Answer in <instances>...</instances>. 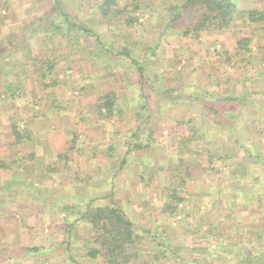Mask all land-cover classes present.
Returning a JSON list of instances; mask_svg holds the SVG:
<instances>
[{"label":"rangeland","instance_id":"374dc122","mask_svg":"<svg viewBox=\"0 0 264 264\" xmlns=\"http://www.w3.org/2000/svg\"><path fill=\"white\" fill-rule=\"evenodd\" d=\"M53 1L0 0V138L2 139L4 135L3 127L7 124L6 116L16 117L17 111L24 113L30 108L34 112L36 111V117L42 115L47 127L49 129L54 127V132L56 128H58L56 132H59L60 128L54 118H52V122L47 119L50 116L59 117L58 122L63 121L66 126L70 125L71 130H77L72 132L74 136L69 134L70 130L66 132L69 135L65 142L66 153L71 156L70 161L74 165L73 173H58L55 161L49 162L45 156L50 150H44L43 156L38 160V164L43 166V171L38 175L40 173L44 175V181H47L50 187L53 181L58 184L57 186L54 184L55 191L52 188L45 190L42 188L46 195L41 194L43 196L41 201L52 200L50 191L57 195L56 198L59 199V203L61 202V205L57 207V219L55 217L50 219V216L44 217V215H48L46 213L48 211L41 204L38 209L36 204L32 206V209L30 205L29 208L28 205L18 206V210L25 207L27 213L31 212L27 217H15L19 224L24 226L18 237L19 240L26 244H37L42 251L36 256L24 255L22 258L6 260L7 264H77L78 262L100 264L99 259L88 260L86 258L87 244L81 243L82 239H85V226L81 221L68 226L72 220L77 219L87 204V200L96 197H100V200H96L94 205L106 204L123 208L134 220V226L138 231L147 232L156 229L155 223L159 221L170 223V226L174 227L172 231L171 227H166V230L169 231L168 234L173 232L177 235L175 241L178 244L173 246L174 253L165 250L166 257L155 258L154 255L160 256L162 249L158 246L153 247L152 239L145 233L144 238L142 236L139 239V243L132 245V250L136 251V254L133 255L129 264H188V259L192 256L190 248L207 244L215 255L213 259L216 264H248L243 259L248 248L264 250V207L262 213L255 205L250 204L247 207L232 201L230 209H223L220 212L217 210L215 202L209 206L202 202L201 195H204V192L200 186L201 179H205L206 183L212 180L213 183L223 182L229 190L235 189L240 183L230 181L229 176L236 172L235 175L240 178L241 165H231L230 160L218 161L215 163L218 172L209 168L205 170L206 172H199L197 167L191 170L192 177L187 180L185 186L187 192L183 193L187 199L188 208L191 206L196 209L202 206L201 213L204 216L201 226L203 231L211 229L209 223L212 221H215L214 225H216V228L210 232L211 234H208L206 241H194L192 236L190 237L186 233L182 217L168 218L165 216L166 214L161 213L163 202L167 198L159 190L168 183L166 174L170 175L171 182L175 179L171 178L172 172L176 171L177 174L184 172V165L188 163L189 156L191 159L194 156L193 160L197 159L198 162H203L205 159L200 150L188 152L191 150L182 149L180 152L179 149L186 145L187 135H189L186 124H183L184 119L186 120L190 114L196 120L194 123H197L200 118L196 116L197 109L194 108L195 111H190L187 103L189 99L187 101L185 98L170 99L167 96L158 95L154 91L162 92L168 86H177L179 90L193 88L220 93V97L223 98L219 100V106L222 108L220 123L225 124L234 133L241 134L244 140H249L254 154L261 156L257 148H264V95L261 96V102H255L259 106L257 108L252 100L256 97L255 92L262 91L264 93V88L257 87L259 86L257 78L264 76V68H259L263 65V61L260 63L256 56L259 54L258 50L262 51L263 48L258 45L259 43L257 44L259 40L254 36L251 41L253 58L250 62H241L238 67L233 68L225 64V54L220 51L226 50L233 54L232 52L240 43L241 37L250 36L248 31L251 32V30L248 28L232 24L230 28L216 36L205 35L197 41L182 39L173 34L165 35L163 38L165 42L161 43L158 52L154 56L151 55L146 64L149 74L158 76H155L156 81L153 86L155 90L152 91V99L141 113V117L144 119L146 117L148 125L154 128L153 136L159 142L138 153L126 154V162L121 165L120 160L125 156V137L136 128L139 122L134 115L139 101L138 84H133L135 82L134 71L124 67L123 55L116 56V59L113 57L114 61L108 52L102 50V47L108 48L110 43L114 45L129 43L132 44L130 47L135 56H144L148 44H152L156 39L152 30L158 31L166 22L163 7L170 0L152 1L154 2L151 5L153 14L145 29L140 25L135 28L127 26L119 16L101 17L96 8L98 0H62L64 7L71 14L86 22L88 27L94 31L93 34H81L73 40H70L69 36L60 37L58 34H53L52 31L42 30L40 29L42 24L36 22V18L52 9ZM119 3L127 4L129 0H119ZM249 3H254L259 7L263 0H249ZM143 7H145L144 4ZM140 20L142 21L141 17ZM236 22L237 24L242 23V21ZM98 35L101 38L100 44L96 39ZM183 52L186 53L185 56H183ZM178 57L183 59L184 66L182 68L177 62ZM117 58L120 61L117 62ZM38 59H46L45 64L50 61L54 64L53 71L49 72L44 80L38 72L40 64ZM209 72L213 74L214 78L207 77ZM54 76L57 77L58 83L51 86L50 80ZM5 83H9L15 90L6 92L3 87ZM46 84L48 85L46 86ZM106 91L116 93L118 103L123 108L122 117L103 120L96 112L97 98ZM239 93L247 94L246 99L242 101L239 98L229 97L228 100V96ZM52 94H56V97ZM56 98L64 99L62 107L60 104L54 103H51L50 107L46 106L44 101H57ZM46 107L50 110L47 111ZM63 108L69 110L67 115L71 113L70 116L58 115L59 110H63ZM48 112L51 113L50 116L47 115ZM65 117L69 119L66 120ZM20 118L19 116L16 119L20 120ZM72 119L74 122L69 124V120L72 121ZM206 122L208 123V121ZM52 123L56 124L52 126ZM170 129L172 132H169ZM208 132L210 133V131ZM224 138L230 143L229 146H223L232 153L230 147V144L233 143L232 137L230 136L231 139ZM42 140L44 141V139ZM52 140L54 141V138ZM47 142L43 143L48 149ZM84 142L92 146L99 143L100 150L96 149L97 152L93 154V157H97L98 162L100 161V168H97V171L103 173V170L109 165L114 166L112 169L115 170L114 176L107 178L108 181H104L106 183L104 190L101 186L100 190H97L98 192L90 189L86 191L88 196L82 195L86 185L83 182L77 185L80 182L77 179L85 180L87 172L94 167L93 162H88V158L79 156L81 154L79 146L84 145ZM217 142L214 141L213 146L222 147V143L218 142L217 144ZM108 150L112 152H108ZM238 155L245 157L242 150L238 152ZM242 161L248 163L246 160ZM35 163L33 159H27V166L24 168L32 173L31 170L34 169ZM250 164L258 165V159L251 161ZM110 172L112 174L111 169ZM106 175L104 177H107ZM219 177H223V181ZM35 178L40 181L38 176ZM70 186H73L74 197L72 200L68 197ZM81 188L82 190H80ZM227 197L239 199L230 193ZM76 200L79 201L76 202ZM261 203L264 205V201ZM184 205L181 203L179 207L183 208ZM187 221H195V215L189 214ZM67 226L71 231L72 241L74 240L68 245V249L66 242L58 244L60 240L66 241ZM12 229H16L13 222L12 226H9L0 220V239H7V241L12 239L14 237L10 235ZM193 229L197 228L193 227ZM46 248H50V252L49 250L44 251ZM224 249L226 255H222L225 252ZM68 251L78 262L75 263L68 259Z\"/></svg>","mask_w":264,"mask_h":264},{"label":"trees","instance_id":"16d2710c","mask_svg":"<svg viewBox=\"0 0 264 264\" xmlns=\"http://www.w3.org/2000/svg\"><path fill=\"white\" fill-rule=\"evenodd\" d=\"M152 1L154 0H129V3L122 5L119 3V0H98L96 8L103 18L119 16L127 26L135 28L137 25H140L141 28L145 29L153 14L151 5L154 2ZM143 4L145 7H143ZM163 9L166 22L158 31L152 30L156 39L152 44H148L147 52L144 56H135L134 51H131L130 46L132 44L130 45L129 43L116 45L110 43L108 48L102 47V50L108 52L112 56V59L113 57L116 59V56L123 55L124 67L126 66L134 71L130 70L133 72L135 79L133 84H138L139 101L134 115L139 122L136 128L131 130L129 135L125 137L126 149L124 151L125 156L120 160L121 165L126 162V154L132 152L138 153L139 151L150 148L154 143L157 144L159 142L153 136L155 132L154 128L148 125L149 123L146 117L145 119L141 117V113L147 108V104L152 99V91L155 90L153 87L156 81L155 76H158L157 74H149L146 64L150 56H154L158 52L157 50L161 47V43L165 42L163 40L165 35L173 34L182 39L186 38L191 41H197L205 35L212 34L216 36L226 31L238 20L244 22V25L247 27L259 26L258 24L261 25L264 23V8L243 9L239 2H235L234 0H170ZM145 14H147V16H145ZM140 17L142 21H139ZM36 22L42 24L40 29L52 31L53 34H58L60 37L69 36L70 40L77 39L81 34L89 35L94 33L86 22L78 19L76 15L71 14L64 7L62 0H54L52 9L50 11H45L41 17L36 18ZM255 34L256 30L251 32L249 37H241L240 43H238L232 52L233 54H230L226 50L220 51L225 54L224 61L226 65L234 68L238 67L241 62H250L251 58H253L251 55V41H253V37L256 36ZM96 39L98 44H100L101 38L99 35L96 36ZM185 54L186 53H184L183 56H185ZM115 59L113 60L115 61ZM117 59V62L120 61L119 58ZM182 60L179 57L177 59L180 68L184 66ZM38 61L40 62L38 72L44 80L47 78V74L53 71L54 64L51 61L45 64L46 59H38ZM207 77L214 78L213 74L210 72L207 74ZM50 81L52 84L51 86H55L58 83L56 76L52 77ZM47 85L48 84H46V86ZM3 87L6 92H13L15 90L9 83L3 84ZM154 93H158V95L165 97L167 96L170 99L185 98L186 101L189 99L187 103L189 104L190 111H195L193 110L194 108L197 109V111H195L197 114L196 116L200 117L199 119L197 118V123H194L196 120L190 114L186 117V120L184 119L183 124H186L188 128L187 134L189 135H187L186 145L181 146L179 149L180 152H182V149L191 150L188 152H197L200 150L204 154L202 157L205 159L203 162H198L197 159L193 160L194 156H192L193 159L189 156L188 163L184 165V172L182 174H177L176 171L172 172L171 178L175 179L171 182L170 175L166 174L168 183L159 190L160 193L163 192L167 198V200L163 202L161 213L166 214L165 216L168 218L177 216L182 217L181 219L183 227H186V233H188L190 237L192 236L194 241H206L208 234H211L210 232L216 228V225H214L215 221L209 223L211 224L209 225L211 229L206 232L203 231L201 226L204 216L202 215L203 213H201L202 206L196 209L191 206L188 208V202L183 193L187 192L185 186L187 180L192 177V168L197 167L200 170L199 172H206L205 170L207 168L218 172V167L215 163L229 160L231 161V165H241L240 167H242L240 178L238 175H235L236 172L229 176L230 181L239 182L240 185L235 189L229 190L227 185L224 186L225 183L223 182L213 183L214 181L212 180L206 183L205 179H201L200 186H202L201 189L202 192H204V195H201L202 202L208 206L212 204V202H215L217 210L221 212L223 209H230V207H232V201H235L247 207L250 204L255 205L260 212L263 213L262 209L264 205L261 202L264 201V148H257L261 156L256 155V153L254 154V149H252V144L249 140H244L241 134L234 133L231 129L229 130L225 124L220 123V111L222 108L219 106V100L223 99L220 97V93L216 91H207L206 89L195 90L193 88L179 90L177 86H168L163 89L162 92L154 91ZM254 95L260 98L264 93L258 91L255 92ZM245 96L247 97V94L242 95L239 93L234 96L230 95L227 98L229 100V97H234L243 101L246 99ZM96 112L103 120H111L113 117H122L123 108L118 103L114 91H106L97 98ZM205 120L208 121V123ZM20 130L24 131L23 129H18L16 124L12 125V132L17 142L22 141L23 134H21ZM207 130L210 131V133ZM169 132H172V130L170 129ZM230 132L233 133L231 134ZM230 136L233 139V143L230 144L232 153L223 146L230 143L229 140L225 141L224 137L231 139ZM214 141L222 143V147L219 145L213 146ZM239 149L242 150V153L245 155L244 158L242 156L239 157ZM236 150H238V152H235ZM257 159L258 165L250 164L251 161H256ZM242 160H246L248 163ZM169 162L172 161L169 160ZM219 178L223 181V177ZM248 185L249 187H247ZM24 193V195L27 196L32 195L31 197L33 198L42 197V191L37 188L25 189ZM229 193L232 196H237L239 199H234V197L228 198L227 195ZM96 200H100V197L88 199L87 204H85L77 219L72 220L68 225L70 227L74 222L81 221L85 226V239H82L83 241H81V243L87 244L86 258H88V260L99 259L100 264H129L133 255L136 254V251L132 250V245L139 243V239L142 238V236L144 238L145 233L152 239L153 247L158 246L162 249L160 250V256L154 255L155 258L166 257L165 250L174 253L173 246L178 244L175 241L177 235L173 234V232L168 234L169 231L166 230V227H171L170 223L159 221L155 223L156 229L148 230L147 232L138 231L134 226V220L123 208L106 204L94 205ZM181 203L185 204L183 208L182 206L179 207ZM189 214L195 215V221H187ZM68 226L66 229V241L60 240L58 243L61 244L66 242L67 249L69 248L68 245L74 242L70 236L71 231L68 229ZM193 227L197 229L194 230ZM173 228L174 227H171V231ZM48 250L50 252V248L44 249V251ZM190 250L192 256L188 259V264H216L213 259L215 255L212 250L209 249V244L206 246H195L190 248ZM41 251L42 249L37 244L22 243L17 250L0 251V263L7 264L6 260L22 258L24 255L28 257L36 256ZM223 251H225V249ZM246 253L245 258H243L245 259L244 262L248 264H264L263 249L258 251L255 248H248ZM224 254L226 255V251L222 253V255ZM68 256L69 260H73L75 263L78 262L71 252H69ZM77 264L81 263L78 262Z\"/></svg>","mask_w":264,"mask_h":264},{"label":"crops","instance_id":"0c3cea01","mask_svg":"<svg viewBox=\"0 0 264 264\" xmlns=\"http://www.w3.org/2000/svg\"><path fill=\"white\" fill-rule=\"evenodd\" d=\"M234 1L239 2L241 8L243 9H249V8L250 9L251 8L263 9L264 8V0H263L262 5L259 7H257L258 5H255L254 3L250 4L249 0H234ZM238 21L240 22V20ZM237 25L248 28V30H251V32H254L256 30L255 35H256V38L259 40L258 43L259 45H261V47H263L261 49L262 51H259L260 49L258 50L259 54H256V56H257V59L260 61V63L263 61V65H261L263 67L259 66V68H264V23H262L261 25L258 24L259 26H248L247 27L246 25H244V22H242L241 24H237V22H235L234 26H237ZM248 32L249 34H251L250 31ZM262 78L264 79V76L257 78V82L259 85L257 87L259 88L260 87L263 88L264 86V85L262 86V84L264 83V80ZM52 95L56 97V94H52ZM260 98H252V100L254 101L253 103L256 104L255 102L257 101L261 102L262 99ZM56 99L58 100L57 101L51 100V101H44V102L46 103V106H49V107L51 106L50 105L51 103H54L56 105L60 104V107H62L61 104L64 102V99H61V100L59 98H56ZM255 107L257 108L259 106L256 104ZM46 109L47 111L50 110L48 107H46ZM59 111L60 112H58V115H62V116L69 115L70 116L71 114V113L70 114L68 113L67 115V112L69 110L64 109V108L63 110L60 109ZM17 112H18V115L16 117H12L8 115L6 116L7 119L5 118V121H7V124L3 127L4 135L2 139L0 138V218H1L0 220L4 221V224L9 225V226H12V222L13 224L16 225V229L14 230L12 229L10 232V235L14 236L12 237V239L8 241L7 239H0V251H7V250L9 251V250H14V249L17 250L19 249L22 243V241L19 240L18 237L21 235L22 230L24 229V226H21L15 217H19V218H21L22 216L27 217L30 215L31 212L27 213L25 207H22L18 210L19 205H28V208L30 205V208L32 209V206L36 204L35 206H37V209H38V207L41 204L48 211L46 212L48 215H44V217L50 216V219L51 218L54 219V217L57 219V216H58L57 207L61 205V202L59 203V199L56 198L57 197L56 194H53L52 191H50L51 192L50 196L52 197V200L46 201L47 200L46 199L44 201H41V199H43V196L41 198H33L31 197L32 195L27 196V195H24L25 193L23 192L25 189H30V188L39 189L40 188L39 190L42 191V194L46 195L45 192H43L42 188H44V190L51 189V188L53 189V191L56 190L55 187L58 185L57 183L55 184V182L53 181L52 186L50 187L49 183H47V181H44L45 179L44 175H42L41 173L38 175L39 172L43 171L42 164L41 165L40 163L38 164V160L41 159V157L43 156L42 152H44V150H50L48 152V155H45V156L47 157V160L49 162L55 161L56 166H58L57 167L59 171L58 173H63V174L73 173V170H74L73 168L74 165L70 161L71 156H69L66 153L67 151H66L65 142L68 138L67 135L69 134L73 135L72 132H76L77 130L76 129L71 130L70 125L66 126V124L63 123V121L58 122L59 117L57 118L52 117L50 116L51 113L48 112L47 115L50 117H48L47 119L52 122L53 121L52 118H54L57 125H59L60 129H59V132H56L58 131V128H56L55 130V132L57 133L56 134L53 131L54 127L49 129L46 125V121L44 120V117L42 115L36 117L35 115L36 111L34 112L32 108H30L28 111L24 113H21L19 111ZM19 116L21 117L20 120L16 119ZM68 119L69 118L67 117L66 120ZM72 122H74L73 119L72 121L69 120V124H71ZM56 123H52L53 124L52 126H54ZM13 124H16L18 126V129L24 130V131L20 130L21 134H23L22 141L20 142H16V139L14 138V135L12 132ZM69 130H70V133L66 134V132H69ZM49 134H51V136H48ZM28 135L30 136L28 137ZM53 138H54V141L52 140ZM42 139H44V141ZM80 140H83V139H80ZM46 141H48L47 142L49 145L48 149L45 148L46 145H44L43 143ZM96 149L100 150L99 143H96L95 146L89 145L88 143H85L84 145L79 146V150H81V154H79V156H85L86 158H88V162L89 163L93 162V165H94L92 170L87 172V177L85 180L77 179L80 181L79 184L77 185H80V183L82 182L84 185H86L85 187L86 189L84 190V193H82V195L84 194L83 196H88L86 191H89L90 189L92 191L95 190L96 192H98L97 190H100V186L102 190H104L106 188V183L104 181H108L107 178L114 176L113 172L115 170L112 169L114 167V166L112 167V165H109L108 168L106 167V169L103 170V173L102 171H97V168H100V161L98 162L97 157H93V154L97 152ZM110 151L108 150V152ZM27 159H33L36 162L34 165V169L31 170L32 173H29L30 171L24 168L25 166H27ZM110 169L112 171V174L110 172ZM108 173H110L111 176L108 175ZM105 175L107 177H104ZM35 176H38L40 178V181L36 180ZM54 184L56 186H54ZM66 184L65 186H67ZM72 185H76V184H72ZM72 187L73 186H70V191H69L70 195H68V197L71 200L74 197ZM80 190H82V188ZM48 198L50 199V197ZM78 201L79 200H76V202Z\"/></svg>","mask_w":264,"mask_h":264}]
</instances>
